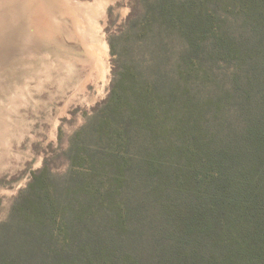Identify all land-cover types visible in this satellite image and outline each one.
<instances>
[{
	"label": "trees",
	"instance_id": "obj_1",
	"mask_svg": "<svg viewBox=\"0 0 264 264\" xmlns=\"http://www.w3.org/2000/svg\"><path fill=\"white\" fill-rule=\"evenodd\" d=\"M146 9L158 35L183 41L178 60L134 92L114 60L93 117L106 149L86 168L73 145L66 174L33 173L0 224V264H264V0ZM221 64L236 68L226 89ZM233 103L236 129L224 118Z\"/></svg>",
	"mask_w": 264,
	"mask_h": 264
},
{
	"label": "rangeland",
	"instance_id": "obj_2",
	"mask_svg": "<svg viewBox=\"0 0 264 264\" xmlns=\"http://www.w3.org/2000/svg\"><path fill=\"white\" fill-rule=\"evenodd\" d=\"M18 1L25 7L19 9L15 4ZM20 1L0 2V34L13 30L0 38V47L11 45L14 53L0 63V78L7 82V92H0V224L9 218L15 200L34 172L47 164L52 173L66 174L73 145L74 156L86 168L89 164L84 159L106 149L93 117L112 88L116 58L120 61L119 84L134 92L149 88L157 80L161 83V62L170 71L185 46L176 35L164 32L161 36L153 30V16L146 7L155 0H111L104 17L98 19L108 44L103 58L107 73L103 76L77 37L70 18L60 13L65 20L62 31L52 38L40 37L35 31L43 28L33 26L48 15L45 1ZM34 34L36 41L32 40ZM235 70L233 64L217 66L216 87L228 88ZM91 75L94 81H88ZM82 81H87L86 88L78 91ZM212 89L209 83L194 87L200 98ZM228 107L224 118L236 129L241 122L237 107L234 103ZM151 208L146 209L149 215L155 210ZM154 232L151 228L143 233L140 249L148 250Z\"/></svg>",
	"mask_w": 264,
	"mask_h": 264
},
{
	"label": "bare ground",
	"instance_id": "obj_3",
	"mask_svg": "<svg viewBox=\"0 0 264 264\" xmlns=\"http://www.w3.org/2000/svg\"><path fill=\"white\" fill-rule=\"evenodd\" d=\"M4 3L6 0H0V2ZM16 1V0H11ZM22 1V0H21ZM20 1V2H21ZM44 10L46 9L48 15L43 17L42 20H37L36 25L33 26L38 28H43V30L37 32L35 34L40 37H50L57 36V34L62 31L61 26L63 22L62 17L70 18L73 23L75 33L79 38L80 42L84 45L85 49L88 51L89 56L94 62L96 68L101 72L104 76L107 73V67L103 61L104 56L108 53V44L106 40L103 38L102 33L100 32L101 26L98 21L100 17H104L107 6L111 4V0H44ZM93 1V2H92ZM6 4V3H5ZM15 4H19V1ZM60 5V6H57ZM20 5V4H19ZM18 6V5H17ZM16 6V7H17ZM25 7V4H21L19 9ZM61 13V14H60ZM35 17V14H30ZM39 17V15H37ZM19 18V17H16ZM15 18V19H16ZM41 25V26H40ZM15 27V26H14ZM19 25L16 26L18 28ZM1 31V28H0ZM13 30H7L3 34H0V38L6 34L7 32H11ZM32 37V40L36 41V37ZM11 45L1 44L0 47V63L4 60L8 59L14 55L13 49ZM108 55V54H107ZM11 62V61H10ZM8 62L6 65L8 67H12L11 63ZM92 76V75H91ZM94 81L93 76L88 81ZM4 77L0 78V92H7V82L5 83ZM86 80V79H85ZM87 81H82L80 83V87L77 89L78 91L81 88H86Z\"/></svg>",
	"mask_w": 264,
	"mask_h": 264
}]
</instances>
